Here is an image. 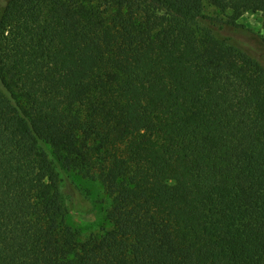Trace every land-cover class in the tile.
Instances as JSON below:
<instances>
[{
    "label": "trees",
    "instance_id": "trees-1",
    "mask_svg": "<svg viewBox=\"0 0 264 264\" xmlns=\"http://www.w3.org/2000/svg\"><path fill=\"white\" fill-rule=\"evenodd\" d=\"M246 12L0 1V264H264V65L222 32ZM71 173L109 203L84 239Z\"/></svg>",
    "mask_w": 264,
    "mask_h": 264
},
{
    "label": "rangeland",
    "instance_id": "rangeland-1",
    "mask_svg": "<svg viewBox=\"0 0 264 264\" xmlns=\"http://www.w3.org/2000/svg\"><path fill=\"white\" fill-rule=\"evenodd\" d=\"M3 1V0H0ZM204 14L210 18H218L224 23L230 17V13L222 14L215 10L210 5H206ZM235 26L223 29V34L229 38V41L234 46L248 50L256 56L264 65V12L253 13L246 12L239 16L235 22ZM59 172L61 169H58ZM61 171V175H62ZM72 179L84 191V193L95 204V211L78 212L74 210L75 199L85 202L82 196H74V201L66 192L64 195V207L66 210V219L69 224L81 231L82 239L89 237L92 234L101 232L104 227H107L105 220V211L108 209L109 203L101 184L91 179H84L73 173L70 174ZM79 194V193H78ZM83 198V199H82Z\"/></svg>",
    "mask_w": 264,
    "mask_h": 264
}]
</instances>
